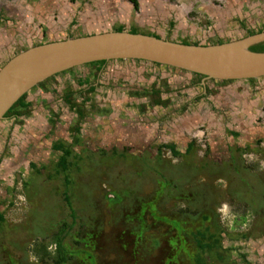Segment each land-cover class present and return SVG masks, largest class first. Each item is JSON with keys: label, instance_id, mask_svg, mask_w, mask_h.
<instances>
[{"label": "rangeland", "instance_id": "1", "mask_svg": "<svg viewBox=\"0 0 264 264\" xmlns=\"http://www.w3.org/2000/svg\"><path fill=\"white\" fill-rule=\"evenodd\" d=\"M137 2L135 11L126 0H0V42L4 41L2 32L8 39L0 47V66L37 43L31 38L41 33L19 34L24 37L20 45L16 37L15 41L9 36L12 24L28 14L29 21L38 25L39 20H30L34 16L30 14L35 7L41 10L48 5L55 25L49 29L39 26L46 33L41 42L64 39L66 29L71 36H85L120 25L125 31L153 33L181 44L211 45L239 40L247 31L256 34L264 27V0ZM262 48L264 42L253 49ZM70 70L47 81L46 91L33 86L25 92L29 107L21 116H17L21 113L18 109L13 118L0 120V213L7 228L17 230L21 237L5 239L11 246L16 242L13 248L18 246L15 256L23 257L21 264L24 259L34 264L51 263L55 236L60 222L69 223L70 208L76 212V220L101 232L98 240L86 237V243L96 246L92 253L84 251L82 255L70 247L69 252L77 261L83 258L84 264H193L186 257L192 259L193 250L198 252L194 246L201 244L204 229L215 238L220 229L223 238L229 239L224 245L234 248L217 250L226 257L222 264H244L241 255L248 264H264V77L208 80L209 94L196 101L199 110L169 113L191 97H200L203 88L198 78L145 61H110L98 73L99 84L87 95L89 101L82 103L84 115L74 133L76 116L62 103L61 91L67 86L78 90V82L72 80L76 77L81 78L80 85L86 84L82 77L90 68L81 65ZM153 79V87L169 92L168 105L173 109L163 108L164 116L155 111L157 107L146 106L143 98L131 95L135 88H149L143 84ZM208 100L212 111L203 105ZM168 113L171 116L166 118ZM169 118L181 122L180 129L173 126L166 130L163 125ZM190 128L197 136L190 154L172 156L159 149L157 155V146L170 141L160 140L168 134L177 137L171 141L182 153L190 141L191 133L185 132ZM229 130L236 133L235 140H226ZM246 137L258 139L241 140ZM71 140H77L70 145L77 157L69 159V166L63 169L55 162L57 153L50 145L56 141L68 145ZM234 144L249 147L241 156L229 152L241 161L240 174L228 168L214 171L211 167L208 171L207 160L226 166L229 155L225 149H233ZM111 149L118 154H112ZM213 156L220 157V162L212 161ZM29 163L39 173L31 171ZM41 165L45 167L40 169ZM2 250L6 248L0 245V253ZM6 255L12 257L11 249ZM205 258L204 264H217L210 255Z\"/></svg>", "mask_w": 264, "mask_h": 264}, {"label": "water", "instance_id": "2", "mask_svg": "<svg viewBox=\"0 0 264 264\" xmlns=\"http://www.w3.org/2000/svg\"><path fill=\"white\" fill-rule=\"evenodd\" d=\"M260 42L264 32L220 44L189 45L141 33L107 31L35 45L0 67V120L37 83L97 61H145L214 81L264 77V52L248 50Z\"/></svg>", "mask_w": 264, "mask_h": 264}, {"label": "trees", "instance_id": "3", "mask_svg": "<svg viewBox=\"0 0 264 264\" xmlns=\"http://www.w3.org/2000/svg\"><path fill=\"white\" fill-rule=\"evenodd\" d=\"M132 7L133 10H137L138 8V2L137 0H126ZM72 24V23H71ZM123 27L118 25L117 27H115L112 31H115V32H120L122 31ZM130 29H134V28H130ZM127 32L131 33V34H135L137 32H134V31H130V30H127ZM258 32H264V27L263 29L259 30ZM146 34V33H145ZM253 33L251 31H247L246 32V35H252ZM146 35H149L146 34ZM151 36H154V35H151ZM155 37V36H154ZM157 38V37H156ZM192 43V42H191ZM221 43V42H220ZM220 43H215V44H220ZM182 44H187V43H182ZM199 43H196V42H193L192 44H189V45H198ZM259 43L255 44V45H252L248 48V50L250 51H253V52H264V48L260 49V50H256V49H253L254 46L258 45ZM203 45H208V44H203ZM105 61H97V62H91V63H88V64H85V65H88V66H92V65H96L95 68H94V72H93V75L95 76V72H98L100 69H98ZM154 65H159V64H155L153 63ZM163 67H166V66H163ZM67 71H71V70H67ZM65 71L61 72L60 74H64ZM193 74V73H192ZM58 74H55L49 78H47L46 80H43L42 82H39L36 84V86L34 87H38L40 88L42 91H46V88H45V83L47 81H50V80H53V78L55 76H57ZM195 76H197V74H193ZM94 76H92V79L94 78ZM200 76V75H199ZM198 76V77H199ZM197 77V78H198ZM202 77V76H200ZM85 79V78H84ZM86 80V79H85ZM78 83L76 84V86L79 88L78 90H72L70 89L68 86L65 87L62 91H61V101L62 103L67 106V108L69 110H73L74 113H75V116H76V121H75V125H73V131L75 133L78 132L79 130V121L82 119L83 117V113H84V110L82 108V103H85V100H88L89 101V97L87 96L88 94H91L92 90H93V87L92 85H86V84H81L82 87H79L80 85V82L77 81ZM87 82V80H86ZM159 92V91H158ZM158 92L152 90L151 92V96H155V94H157ZM155 93V94H154ZM25 97H26V94H23L21 95L13 104L12 106L5 112V114L3 115V118H6V117H11L13 118L12 116H14L15 114V111H17L19 109V112L20 115H17L18 117L22 115V112L25 113L26 112V109L29 107V102H26L25 101ZM79 98V102H76V99ZM154 104H157L158 102L157 101H154L153 102ZM70 104V106H69ZM79 109V110H77ZM17 116H15L17 118ZM75 144L77 143V140H71L70 141V144L66 145L64 142H61V141H56L54 142L53 144L50 145V149L52 152H55L57 153L56 155V158H55V162L57 163L58 166H60L61 168L63 167V169H65L66 167L69 166V163L70 161H68L69 159H75V153L73 150H71V147L70 145L71 144ZM161 148H165L167 150L170 151V154L172 156H178L179 154H183V155H187V154H190L193 146H192V143H189L187 144V146L185 147V149L183 150V152H179L177 150H175L174 146L173 145H162L160 146ZM158 151H159V148H158ZM110 152H112V154H118L116 152H114L113 149L110 150ZM236 152H243L242 149H237ZM77 155V154H76ZM158 155V154H157ZM239 162V163H238ZM241 161H237L235 162L234 159H230L226 162V165L227 168L229 169L228 171H232L235 170V175H238L240 174V171L242 170V166L239 165ZM206 163V162H205ZM47 165V164H46ZM49 165V164H48ZM47 165V166H48ZM28 167L30 168L31 171H35L36 173H39V170L35 168V166L32 164V163H29L28 164ZM44 168L45 166L41 165L40 166V169ZM206 167H207V170L210 171L211 170V167L213 168L214 171H219V170H222L224 171L226 169V167H219V166H215L213 163L209 162V160H207V163H206ZM54 174V173H53ZM55 175V174H54ZM54 177H59L58 175H55ZM61 179V177H59ZM25 184V182H22ZM161 183V182H160ZM173 183V182H172ZM157 186V184H155ZM169 187H172L171 183L168 184ZM67 185H65L66 187ZM63 187L65 190L66 188ZM161 189L159 191V194H161ZM63 193V192H62ZM65 194V193H64ZM63 194V195H64ZM168 198V197H167ZM63 200L65 201V203L68 205V208L69 207V202L67 201V197H63ZM68 218H69V223L66 224V222L62 223L60 222L61 224V227L59 229V232L58 234L55 236V240L53 242V245L55 247V255L51 258V263L50 264H84L82 261V259H80V261H77V259L75 258L76 256H73L69 250H70V247L73 249V250H76V251H79L81 252V254L83 255L85 252L84 251H90V253H92V247H94L95 245L92 244V243H86V237H92L94 236V238H92L93 240H95V238L98 240L99 239V236H101V232H99V230L94 226V225H90L88 223L86 224H83L82 221L80 219L76 220L77 219V215H76V212H74L73 210L68 209ZM202 219H205V217H202ZM80 220V221H79ZM79 221V222H78ZM73 226H75L74 228V233L73 236L69 237V234H70V230L73 228ZM80 227V228H79ZM83 227V233L81 232V228ZM86 227L88 228L86 230ZM80 229V231H79ZM86 231H85V230ZM219 229V228H218ZM97 230V231H96ZM209 229H204V234H200L201 236L199 237V241H201V244L198 246L199 242H197L195 244V248L194 249H197L198 252H196L195 254L193 252H195V250H193L192 252V259H190L191 256H188L186 258H188L191 262H193V264H204V261L206 260L205 256L207 255H210V257L212 258L213 261H216L217 264H222L223 261L226 259V257L224 258L223 256H221L220 254L217 253V250H227V249H234L232 248V246L230 245H224L225 244V241L226 240H229L228 238H223L222 236V231L219 229L216 234V238L213 236L214 234H208L207 231ZM17 230L13 229H8L7 226H6V223H5V220L3 218V215L2 213H0V245L5 247L6 250H2L3 252L0 253V264H9V260L8 259H12L14 260V263L15 264H21V261H23V257H19V255L17 256L18 258H16L15 256V253L18 254V249L17 247H15L16 249L13 248V245L16 243L14 242L13 245L11 246L5 239L7 238H12L14 240H18L20 239L21 237H18L17 235ZM201 232V231H200ZM207 235H206V234ZM205 237H204V236ZM22 236V235H21ZM204 237V238H203ZM81 238H84L83 240ZM103 239V238H102ZM140 239V237L138 238ZM226 239V240H225ZM137 241V240H136ZM205 241V242H203ZM211 241V243L209 242ZM96 242V241H95ZM224 242V243H223ZM207 243L209 245H207ZM228 243V242H227ZM226 243V244H227ZM137 246V245H136ZM96 247V246H95ZM8 249H11V254H12V257H10L9 255H6V251ZM96 249V248H95ZM98 249V248H97ZM199 250L201 251L199 253ZM205 251V253H204ZM134 254V253H133ZM204 255V258L202 259V257H198V255ZM135 255V254H134ZM133 255V257H134ZM94 257V256H93ZM229 257V256H228ZM227 257V258H228ZM16 258V259H15ZM75 258V262L73 261V259ZM89 258V257H88ZM240 258L242 259V262H244V264H248V262H246L244 260V256L241 255ZM22 264H34L32 262H26V260L24 259V263Z\"/></svg>", "mask_w": 264, "mask_h": 264}, {"label": "flooded vegetation", "instance_id": "4", "mask_svg": "<svg viewBox=\"0 0 264 264\" xmlns=\"http://www.w3.org/2000/svg\"><path fill=\"white\" fill-rule=\"evenodd\" d=\"M247 31V30H246ZM143 34H145V33H143ZM146 35V34H145ZM152 35H153V33H152ZM173 41H175L176 42V40H173ZM177 42H179V41H177ZM110 61H121V60H109V61H105L98 69H100L98 72H95L94 74H95V76L93 75V72H94V68H95V66L96 65H92V66H88V65H84V66H88L89 68H90V70H88L86 73H85V75L82 77L83 79L85 78L86 80H87V82H86V84L87 85H92L93 86V90H92V92L95 90V87L99 84V74L98 73H101V71L106 67V64L108 63V62H110ZM135 61H138V60H135ZM153 64V63H152ZM3 65V64H2ZM1 65V66H2ZM0 66V67H1ZM170 69H172V70H178V69H175V68H171V67H169ZM182 71V70H181ZM186 72V71H185ZM58 74H60V73H58ZM192 74V73H191ZM99 75V76H98ZM90 76L92 77V76H94V78H93V83H91L89 80H90ZM192 76H194V77H198L199 75H197V76H195V75H193L192 74ZM73 78V77H72ZM75 79V82H77V81H80L81 80V78H78V77H76V78H73L72 80H74ZM250 80H252V79H246V81H250ZM147 81V80H146ZM198 81L200 82V85L202 86H204L205 87V93H203V94H201L200 95V97H198V96H193V97H191L190 99H188V101L185 103V104H182V105H179L176 109H173V108H171V106H169L168 104H169V102H168V100H167V98H169V97H167V95L169 94V92H167V90L165 91H162V90H160V89H157V88H155V87H153L152 86V84L154 83V79L153 80H149V82L147 81V84L145 83V84H143V85H149V88H147V89H145V88H135L133 91H131V95L133 96V97H135V98H139V99H141V98H143V99H141L142 101H144V103L145 104H147L146 106H149L151 109L152 108H156L157 107V109H159V110H155V111H158L157 113H159L160 115H165L167 112H165L164 111V109L163 108H165L166 110L168 109V107L169 108H171V109H173V110H171V111H169V113L171 112V113H173L175 110H178V111H180V110H182V112L183 113H188L187 111H189L190 113H193L195 110H199V106H197V104H198V102H196V101H198V100H200V99H202V98H205L209 93V86L207 85L206 86V81H208V79H204L203 78V76L202 77H198ZM212 81V80H211ZM214 81V80H213ZM229 80H227L226 82H228ZM111 83V82H110ZM142 82H140V84H141ZM139 84V86H141ZM205 84V85H204ZM157 86V85H156ZM79 87H82V85H79ZM160 88V87H159ZM152 90H154V91H156V92H158L157 94H155V96H151V92H152ZM91 92V93H92ZM161 92H164L163 94L165 95V96H162L161 94ZM146 93V94H145ZM89 95V94H88ZM154 101H157L158 103L157 104H154L153 102ZM192 101V102H191ZM193 104V105H192ZM194 104L196 105L195 106V108L193 109V106H194ZM210 104H211V101L210 100H208L207 102H204V106H208V107H211V111L213 110V107L212 106H210ZM190 105H192V106H190ZM167 114L166 115V118L167 117H170L171 115L170 114ZM164 118V117H163ZM165 119V118H164ZM165 124L163 125V127L164 128H167L166 130H168L169 129V131H170V129H173V126H176V129H180V123L181 122H179V121H177V120H174V119H172V118H169V119H167L165 122H164ZM192 128H190V129H188L187 131H185L187 134H189V133H191V135L189 136V138L187 139V140H196L197 139V136L195 137L194 135H192ZM75 133V132H74ZM236 133H233L232 131H228V134H227V137H226V140H235L236 139ZM256 139H258L257 137L254 139L253 137H246V139H244V138H242L241 140H256ZM160 140H177V137L174 135H172V134H168V135H166L165 136V138H161ZM237 149H242L243 150V152H236L237 151ZM231 150H233V152H234V154H238L239 153V155L238 156H241L240 154H244L245 152H247V151H249V147L248 146H243V147H239V145H237V144H234L233 145V149H231V148H229V146H227L226 147V149H225V153L226 152H228L227 154L229 155V152L231 151ZM213 154V153H212ZM217 154H218V152H217ZM214 155H216V154H214ZM231 155H229L228 156V159H227V161L228 160H230V159H233L232 157H230ZM215 159H217L219 162H220V157L219 158H215V156H213L212 157V161H215L216 162V160ZM234 160H235V162H237L236 161V158L234 157ZM226 165V164H225ZM227 166L228 165H226L225 167L227 168ZM229 167V166H228ZM230 169V168H229ZM226 181V180H225ZM227 182V181H226ZM229 186H231L229 183H227ZM208 190V189H207Z\"/></svg>", "mask_w": 264, "mask_h": 264}, {"label": "crops", "instance_id": "5", "mask_svg": "<svg viewBox=\"0 0 264 264\" xmlns=\"http://www.w3.org/2000/svg\"><path fill=\"white\" fill-rule=\"evenodd\" d=\"M56 3V2H55ZM53 6V5H52ZM29 8H31V6L29 7ZM51 7H49V5L46 7V6H44L43 7V9H37V7H35V9H33L34 11L30 14V16H36V17H31L30 18V20H36L37 21V19L39 20V24L38 25H35L33 22H31V21H29V15L27 14V15H20L18 18H17V21L15 22V23H13L12 24V27H14V28H10V33H9V36H13V37H11L12 39H15V41L17 40V42L18 43H20V45L22 44L23 45V42H24V37L21 39V38H19V34H24V32H32V36L34 35V33L35 34H39V31L41 32L40 33V35H36L34 38L32 37L31 39H33L32 41L34 42V40L36 39V40H38V42L37 43H32L31 41H29L30 43H32V44H30V45H28V48H30V47H32V45L33 46H35V45H39V44H42V43H47V42H51V41H48V40H45V41H43V42H41V40H42V37H44V34H46L45 33V31H44V29H41L39 26L40 25H45L46 26V28L47 29H49V27L50 28H52L54 25H55V20L53 19V16L52 15H50L51 13H48L47 11H48V9H50ZM7 9H8V4H7ZM42 10H43V12H42ZM20 13V12H19ZM37 18V19H36ZM26 19V20H25ZM72 23V22H71ZM32 24V25H31ZM70 25H72V24H69V26ZM33 26V27H32ZM44 26V27H45ZM49 26V27H48ZM27 27V28H26ZM40 29V30H39ZM62 29H65V28H62ZM50 30H53V29H50ZM50 30H48V31H50ZM55 30V29H54ZM68 30H69V28H68ZM57 31H59V30H56V32ZM65 31V35H66V37L64 38V39H66V38H75V37H80L81 35L79 34L78 36H71L70 35V33L68 34L67 33V29L66 30H64ZM63 31V32H64ZM21 32V33H20ZM56 32L55 33H53V36H55V34H56ZM59 32H61V31H59ZM58 32V33H59ZM13 34V35H12ZM16 34V35H15ZM84 36V35H83ZM17 39H16V38ZM1 38L2 39H4V41H1L0 43V47L2 46V45H4L6 42H8V39L5 37V33L4 32H2V36H1ZM162 38V37H161ZM64 39H59V40H64ZM165 39V38H164ZM55 41H58V40H55ZM173 41V40H172ZM4 47V46H3ZM27 49V48H26ZM25 50V49H24ZM7 61V60H6ZM5 61V62H6ZM4 64V63H3ZM201 86V85H200ZM202 88H203V93H205V87L202 85L201 86ZM202 93V94H203ZM189 143H192V146L194 147V141L193 140H190V141H188V142H186V144H185V146H184V149H185V147L187 146V144H189ZM166 144H168V145H173L174 146V148H175V150H177L178 148H177V146H176V144L173 142V141H168V142H164L163 144H159V146H157V149H156V152H157V154H159L160 153V150L158 151V148L159 149H163L164 151H166L167 153H169L170 154V151L169 150H167V149H165V148H161L160 146H162V145H166ZM194 149L192 148V150L191 151H193ZM178 151V150H177ZM171 155V154H170Z\"/></svg>", "mask_w": 264, "mask_h": 264}, {"label": "clouds", "instance_id": "6", "mask_svg": "<svg viewBox=\"0 0 264 264\" xmlns=\"http://www.w3.org/2000/svg\"><path fill=\"white\" fill-rule=\"evenodd\" d=\"M112 31V30H111ZM122 31H125V30H122ZM260 33V32H259ZM248 36V35H247ZM211 45H213V44H211ZM11 58V57H10ZM139 61V60H138ZM70 70V69H69Z\"/></svg>", "mask_w": 264, "mask_h": 264}]
</instances>
